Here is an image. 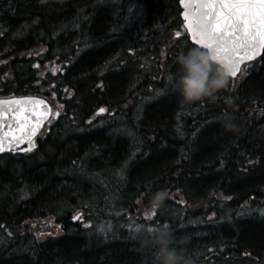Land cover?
<instances>
[{
  "label": "trees",
  "instance_id": "trees-1",
  "mask_svg": "<svg viewBox=\"0 0 264 264\" xmlns=\"http://www.w3.org/2000/svg\"><path fill=\"white\" fill-rule=\"evenodd\" d=\"M178 2L0 0V97L52 108L33 151L0 155V264H153L139 237L160 224L195 264H264V55L180 102Z\"/></svg>",
  "mask_w": 264,
  "mask_h": 264
},
{
  "label": "snow or ice",
  "instance_id": "snow-or-ice-1",
  "mask_svg": "<svg viewBox=\"0 0 264 264\" xmlns=\"http://www.w3.org/2000/svg\"><path fill=\"white\" fill-rule=\"evenodd\" d=\"M180 3L187 9L182 13L187 34L195 45L211 52L230 76H238L242 64L264 55V0H180ZM175 36L180 38L181 33L177 31ZM98 112L105 109L101 107ZM35 131L33 128L32 132ZM27 139L31 147V136ZM3 151L0 139V152ZM145 215L151 220L155 213ZM75 219L77 216H73ZM140 227L136 225L137 230Z\"/></svg>",
  "mask_w": 264,
  "mask_h": 264
},
{
  "label": "clouds",
  "instance_id": "clouds-1",
  "mask_svg": "<svg viewBox=\"0 0 264 264\" xmlns=\"http://www.w3.org/2000/svg\"><path fill=\"white\" fill-rule=\"evenodd\" d=\"M177 68L167 79L180 102L191 103L204 97H214L228 78L227 70L219 65L212 53L192 47L175 57ZM225 128H232L231 119L225 114ZM168 192L157 188L148 197L149 212H155L164 203ZM186 237H175L167 224L147 230L139 237L141 248L151 250L153 264H195L193 257L183 247Z\"/></svg>",
  "mask_w": 264,
  "mask_h": 264
},
{
  "label": "water",
  "instance_id": "water-1",
  "mask_svg": "<svg viewBox=\"0 0 264 264\" xmlns=\"http://www.w3.org/2000/svg\"><path fill=\"white\" fill-rule=\"evenodd\" d=\"M179 6L181 9L180 17L183 21V26L187 32L185 20L182 15V13L187 11V9L183 5H181L180 0ZM188 37L190 42L194 44L191 39V36L188 35ZM196 46L200 48L198 45ZM257 52H260L259 48L257 49ZM218 64L224 67V65L220 63ZM228 77L231 79L236 78L230 76L229 73ZM50 114L51 107L46 98L44 97L10 96L0 98V139H2L3 141V152H9L14 150H17L18 152L26 151L24 149H29L30 147L27 139L28 136H31L32 140L30 150L35 148V136L40 132L44 123L49 119ZM33 128L36 129L35 133L32 132ZM3 152H0V154ZM75 216H77L78 218L79 214H76ZM71 220L75 221L76 219L73 220L72 217Z\"/></svg>",
  "mask_w": 264,
  "mask_h": 264
},
{
  "label": "rangeland",
  "instance_id": "rangeland-1",
  "mask_svg": "<svg viewBox=\"0 0 264 264\" xmlns=\"http://www.w3.org/2000/svg\"><path fill=\"white\" fill-rule=\"evenodd\" d=\"M77 219L82 221L79 217ZM33 223L34 225L32 226V228L35 231L37 237L39 238H44L51 234H58L59 227L55 226V223L52 218L38 219V220L31 221L30 223L28 222V224L30 225H32ZM96 230H95L96 232L99 231V229H96Z\"/></svg>",
  "mask_w": 264,
  "mask_h": 264
},
{
  "label": "flooded vegetation",
  "instance_id": "flooded-vegetation-1",
  "mask_svg": "<svg viewBox=\"0 0 264 264\" xmlns=\"http://www.w3.org/2000/svg\"><path fill=\"white\" fill-rule=\"evenodd\" d=\"M42 135H43V130H41L40 131V133H38V135L36 136V138H35V141H36V144H37V142H38V139H40V137H42ZM37 147V146H36ZM34 149H32L31 151H33ZM31 151H28V152H31ZM16 153H19L18 151H15ZM7 153H9V152H7ZM27 153V152H26ZM2 154H4V153H2Z\"/></svg>",
  "mask_w": 264,
  "mask_h": 264
}]
</instances>
